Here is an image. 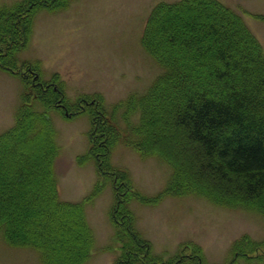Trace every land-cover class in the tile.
<instances>
[{
	"label": "trees",
	"instance_id": "trees-1",
	"mask_svg": "<svg viewBox=\"0 0 264 264\" xmlns=\"http://www.w3.org/2000/svg\"><path fill=\"white\" fill-rule=\"evenodd\" d=\"M51 1H54L52 7L56 4L68 6L69 2L18 0L0 8L1 68L21 76L24 84L27 79L22 71L29 70L36 78L31 92L27 87L24 89L25 96L19 104L14 125L0 134V232L12 244L40 250L43 264H81L91 254L94 238L87 227L86 239L79 226L83 227L86 221L84 204L60 197L55 172L59 155L57 132L51 116L47 115V109L58 108L64 113H72L69 110L75 112L79 108H73L66 100L63 103L62 96L66 92L63 87H58L57 73L53 82L43 81L39 63L22 62L18 56L32 35L35 10L49 6ZM186 8L189 11L183 18L174 15ZM159 15L168 29L158 24ZM258 17L264 20V14ZM142 41L161 65L162 72L148 89L149 99L134 95L125 103L130 106L127 110L140 112L138 126L143 127L141 132L136 130L129 115L126 117L129 144L150 156L166 157L173 166L171 175L175 174L176 166L177 170L182 169L203 190L202 195L264 216V47L243 14L221 0L160 1L147 20ZM173 92L179 93L178 98L183 101L180 106L174 107L168 101V95ZM26 95H32L33 100ZM90 96L79 98L78 103L82 104L79 113L86 109L82 101L87 102ZM94 96L95 100L98 94ZM37 101L43 105L42 110L35 108ZM102 118L96 116L92 120L94 130L98 124L99 128L91 136L92 147L86 154L97 157L101 170L109 161L112 147L106 152H101L100 147L114 132H100L105 122ZM158 125L167 126L168 137L157 136L159 132L155 127ZM22 140L36 145L33 146L35 152L31 146H20L15 154L19 155L20 151L26 154L19 160L10 159V148ZM177 140L185 163L162 148L173 149L171 144L175 145ZM43 148V155L36 153ZM106 155L108 159H105ZM191 172H196L200 181L210 176L214 186L201 183ZM167 185L163 193L184 194L189 188L188 183L179 179ZM99 190L98 184L85 201ZM129 194L137 196L131 188L125 192L115 188L111 213L113 220L120 223L115 222L116 240L120 244V255L115 264H159L162 258L152 253L151 243L136 230L135 215L129 208L133 197ZM74 209L77 214H65ZM55 211L66 215L67 221L82 231V238L71 235L68 227L58 225ZM50 221L54 223L51 225ZM247 238L249 241L246 235L236 240L230 252L233 256L226 264L241 259L250 263L264 261L263 242L256 247L243 248ZM72 246L74 248L69 250ZM190 249L194 250V245ZM258 249L261 251L257 253ZM193 252L194 257L204 258L203 251ZM182 257L193 258L182 249L181 254L162 264H181Z\"/></svg>",
	"mask_w": 264,
	"mask_h": 264
},
{
	"label": "rangeland",
	"instance_id": "rangeland-1",
	"mask_svg": "<svg viewBox=\"0 0 264 264\" xmlns=\"http://www.w3.org/2000/svg\"><path fill=\"white\" fill-rule=\"evenodd\" d=\"M17 1L0 0V8ZM160 1L176 0H69L68 6L56 4L53 7L54 1H51L49 6L35 10L32 35L18 54L22 62L39 63L43 81L53 82L54 75L58 74V87H63L66 92L62 96L63 103L66 100L73 108L80 109L82 104L78 103L79 98L91 95V98L87 97V102L82 101L86 109L80 113L79 109L75 111L76 114L72 109L69 110L72 113H64L58 108L47 109V115L51 116L57 132L59 155L55 168L60 197L65 201L84 204V226L76 220L86 239L87 227L94 238L92 252L81 264H115L120 255V244L116 240V223H120L113 220L111 213L116 187L122 192L130 188L131 192L135 190L137 196L129 194L133 197L129 202V208L135 215L133 223L142 237L151 243L152 253L162 258L159 264L181 254L182 249L193 258L182 257L181 264H197L202 258L193 256L196 250L203 251L204 258L199 264H226L233 256L230 253L233 244L245 235L249 241L247 238L243 248L256 247L259 242L264 245L262 214L242 206H230L226 202L222 204L202 195L203 190L182 169L177 170L176 166L175 174L171 175L173 166L166 157L142 153L128 142L127 116L136 130L141 132L143 127L138 126L140 112L127 110L130 106L125 103L134 95L144 96L143 100L149 99L148 89L162 72L161 65L142 41L147 20ZM221 1L243 14L264 47V20L258 17L264 14V0ZM186 11L189 9L174 15L183 18ZM161 16L158 24L166 30L168 26L162 22ZM22 74L28 86L21 76L0 66V134L14 125L19 104L25 96L24 89L27 87L31 92L34 88V73L28 70L22 71ZM96 94L98 96L94 100L92 97ZM178 96V92L168 95V101L174 107L183 104ZM28 97L33 100L32 95H26ZM36 103L35 108L42 110L41 102ZM163 113L171 119L166 110ZM96 116L104 117L100 132L111 134L114 130L100 147L101 152L110 151L112 147L109 161L102 170L95 155L86 156L92 147L91 136L99 128L98 124L94 130L92 124ZM155 131L162 138L169 135L166 125L156 126ZM173 144L171 150L162 148L185 163L178 150V140ZM20 146H31L33 151L36 145H30L25 140L15 142L8 153L10 159L19 160L21 155L26 154L22 151L19 155L15 154ZM43 152L45 148L36 153L43 155ZM105 159H108L107 155ZM5 163L7 166L8 161ZM191 174L198 179L196 172ZM177 179L189 184L188 192L163 193L167 184ZM200 182L214 186L210 176L201 178ZM98 184L101 190L85 201ZM55 213L58 225L68 227L71 235L82 238V231L73 227L66 215ZM65 214L71 216L77 213L74 209ZM58 243H61L59 239ZM192 245L194 250L191 251ZM260 251L258 249L257 253ZM42 256L40 250L8 242L0 232V264H43ZM251 262L241 259L233 264H264L259 260Z\"/></svg>",
	"mask_w": 264,
	"mask_h": 264
}]
</instances>
